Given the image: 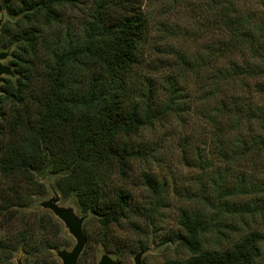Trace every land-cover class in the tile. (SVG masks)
<instances>
[{"label":"trees","instance_id":"1","mask_svg":"<svg viewBox=\"0 0 264 264\" xmlns=\"http://www.w3.org/2000/svg\"><path fill=\"white\" fill-rule=\"evenodd\" d=\"M186 1H1L12 21L1 25L0 51L13 75L0 84V264H59L70 245L49 210L30 211L46 169L84 214L78 264H97L98 248L128 264L147 245L121 225L137 232L135 219L152 215L134 202L135 164L154 154L148 132L172 121L202 132L180 144L202 170L186 194L214 196L182 212L175 241L189 255L166 264H264V0H196L215 37L188 56L156 46L147 6ZM139 181L152 194L166 189L147 173ZM257 217L261 228L241 235Z\"/></svg>","mask_w":264,"mask_h":264},{"label":"rangeland","instance_id":"2","mask_svg":"<svg viewBox=\"0 0 264 264\" xmlns=\"http://www.w3.org/2000/svg\"><path fill=\"white\" fill-rule=\"evenodd\" d=\"M148 3V10L151 13L152 41L156 42V46H160L162 50H176L188 56L202 52L204 45L207 44L212 36L215 37L214 33L208 32L206 35L205 31H203L205 19L197 7L198 3L196 0L176 3V6L170 11L167 8L161 7L159 3L155 5H153L154 3ZM76 16L79 18L78 13ZM11 18L6 11L0 10L2 25L8 20L12 21ZM166 36H168L167 40L164 39ZM161 58L164 59L166 57L161 56ZM3 63L9 64V59L3 61ZM167 71L170 72V70ZM186 87L192 93V100L200 94L198 84L196 85L191 81ZM171 123L165 129L148 132L146 140L154 148V154L147 162L135 164L137 174L130 183V188L134 193L135 204L144 210V212L151 211L152 215L149 218H134L139 222L140 229L137 230L138 233L131 230L129 221H125L121 225L122 230H128L125 234L129 238L142 241L147 245V248L143 250L142 264H166L171 260L187 258L189 255L187 250L178 241H175L176 235L182 232L180 225L181 214L193 205V198L198 196H214V194H186V191L197 189L195 178L201 174L202 170L193 167L190 156L181 150L180 144L184 137H190L193 142H196L202 132L199 128L188 127L182 129L178 127L176 122L172 121ZM144 173L165 183L166 189L163 194H152L143 187L139 181V177ZM37 178L46 186V192L35 198L34 206L30 211L37 209L46 210L42 207V204L59 197L60 202L58 205L60 208L73 209L79 217L84 216L77 197L74 194L64 197L56 185V177L50 174L49 170L46 169L39 172ZM221 220L224 224L230 222L227 215L222 217ZM232 220L235 222L234 219ZM61 224L63 225V223ZM91 225V223L87 224L86 229L88 231L93 228ZM63 227L68 235L70 245L62 250L71 251L75 246V240L69 234L67 228L64 225ZM239 227L241 235L259 230L261 228L259 217L256 218L255 222L249 221L247 225ZM224 229L229 233L231 238H235L237 233H232L233 227L230 228L231 232H229V229ZM93 253L91 248L87 252L86 256L89 263L92 262ZM105 254L115 260V256L112 253L98 248L96 261L99 262L100 258ZM135 256L136 254L131 256L128 264H135ZM58 261L59 264H62L59 258Z\"/></svg>","mask_w":264,"mask_h":264},{"label":"water","instance_id":"3","mask_svg":"<svg viewBox=\"0 0 264 264\" xmlns=\"http://www.w3.org/2000/svg\"><path fill=\"white\" fill-rule=\"evenodd\" d=\"M2 21H0V27ZM8 51L0 52V84L3 82L4 77L12 76V66L4 64L3 61L9 58ZM60 198L49 200L42 204V207L49 210L55 218H57L67 228L69 234L75 240V246L71 251L59 250L57 252L58 258L62 264H78L80 255L86 246V237L83 230V223L85 218L79 217L73 209H64L59 207ZM144 252L141 251L135 256V264H142V256ZM16 264H24L21 259L16 261ZM97 264H119L117 260L112 259L109 255H103Z\"/></svg>","mask_w":264,"mask_h":264}]
</instances>
